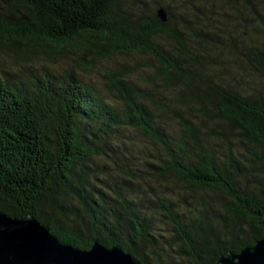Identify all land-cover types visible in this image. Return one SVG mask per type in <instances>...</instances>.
Returning a JSON list of instances; mask_svg holds the SVG:
<instances>
[{"label":"trees","instance_id":"16d2710c","mask_svg":"<svg viewBox=\"0 0 264 264\" xmlns=\"http://www.w3.org/2000/svg\"><path fill=\"white\" fill-rule=\"evenodd\" d=\"M120 1L0 0V48L79 50L90 56L84 71L148 54L177 90L176 103L159 101L108 71L118 105L72 68L0 69V210L34 215L62 243L97 240L141 264L238 253L264 233V0H215L243 13L242 31L222 36L210 22L195 30L171 0ZM132 131L147 142L138 157Z\"/></svg>","mask_w":264,"mask_h":264},{"label":"rangeland","instance_id":"374dc122","mask_svg":"<svg viewBox=\"0 0 264 264\" xmlns=\"http://www.w3.org/2000/svg\"><path fill=\"white\" fill-rule=\"evenodd\" d=\"M171 2L176 5L177 10L184 14L190 26L197 31L200 29L206 30L204 26L200 25V23L206 22L211 23L207 29L219 36L223 34L227 35V33L235 35L240 33L243 29V13H240L239 10L232 5H228L222 1L171 0ZM120 3H128V1L121 0ZM130 7L135 8L136 6L130 4ZM198 9H201L202 12H198ZM153 11L155 12V8ZM156 39L164 44L165 47H172L173 45L171 40L164 36H157ZM20 48L26 50L24 46ZM84 57L87 59L90 58L89 55H85L82 51L75 49H70L65 54H49L43 51L36 53L25 51V54H19L14 51L0 48V69L13 72L22 68H42L52 72H59L62 68H72L78 71L84 80L97 88L107 101L118 105L119 100L114 90L108 87L109 77L107 76L108 71L122 72L125 77L135 85L139 86L144 91H148L151 95H154V99L159 101L160 98L162 99L161 101L169 99L172 103L177 102L175 97L177 95V90L170 89L164 85L161 76L157 73V63L148 54L136 52L115 54L111 57L96 61L93 67L87 71L81 70V67L87 64ZM144 103L159 116L160 119L168 123L170 127L175 128L176 132H180L176 121L170 116L163 114L160 109L153 105L152 101L146 100ZM188 112L189 110H186L185 115H189ZM191 119L198 120L194 118V116H191ZM129 135L133 152L135 156L138 157L141 154L140 151L145 148L144 145H147V142H145V139L141 138L136 131H132ZM213 147L221 151L223 145L221 142L217 141ZM148 148H150V146Z\"/></svg>","mask_w":264,"mask_h":264},{"label":"water","instance_id":"95a60500","mask_svg":"<svg viewBox=\"0 0 264 264\" xmlns=\"http://www.w3.org/2000/svg\"><path fill=\"white\" fill-rule=\"evenodd\" d=\"M158 17L166 20L160 8ZM264 227V218L262 221ZM0 264H141L117 246L94 241L89 249L62 243L34 215L14 217L0 210ZM210 264H264V233L238 253L221 255Z\"/></svg>","mask_w":264,"mask_h":264}]
</instances>
